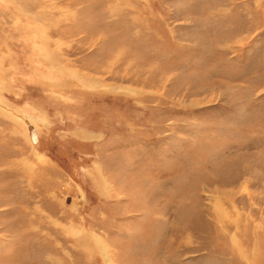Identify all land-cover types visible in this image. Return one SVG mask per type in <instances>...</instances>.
<instances>
[{"label":"rangeland","instance_id":"obj_1","mask_svg":"<svg viewBox=\"0 0 264 264\" xmlns=\"http://www.w3.org/2000/svg\"><path fill=\"white\" fill-rule=\"evenodd\" d=\"M0 264H264V0H0Z\"/></svg>","mask_w":264,"mask_h":264}]
</instances>
